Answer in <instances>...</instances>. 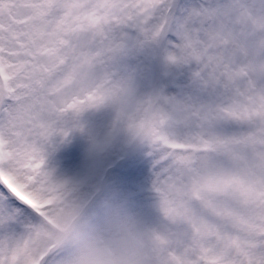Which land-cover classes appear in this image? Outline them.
Segmentation results:
<instances>
[{"label": "snow or ice", "instance_id": "snow-or-ice-1", "mask_svg": "<svg viewBox=\"0 0 264 264\" xmlns=\"http://www.w3.org/2000/svg\"><path fill=\"white\" fill-rule=\"evenodd\" d=\"M85 145L128 239L80 264H264V0H0V264Z\"/></svg>", "mask_w": 264, "mask_h": 264}, {"label": "rangeland", "instance_id": "rangeland-1", "mask_svg": "<svg viewBox=\"0 0 264 264\" xmlns=\"http://www.w3.org/2000/svg\"><path fill=\"white\" fill-rule=\"evenodd\" d=\"M105 156V153L90 156L85 145L78 169L68 175L72 171L68 168L67 172L57 176L69 181V188L62 194V198L57 197L49 184L47 194H43L38 202L34 201L26 195L28 192L37 193L31 188L28 174L24 172L16 175L15 184L18 188L13 190L21 199L38 211L41 208L57 209L27 221L39 229L35 237L37 245L58 241L59 246L53 251L60 254L61 258L54 262L50 260L49 264H80L81 257L89 254L104 255L107 249L116 251L127 242L126 234L118 226L119 209L115 197L106 193L102 184L94 178ZM76 218V222L72 223Z\"/></svg>", "mask_w": 264, "mask_h": 264}, {"label": "bare ground", "instance_id": "bare-ground-1", "mask_svg": "<svg viewBox=\"0 0 264 264\" xmlns=\"http://www.w3.org/2000/svg\"><path fill=\"white\" fill-rule=\"evenodd\" d=\"M59 159H60V157H55L53 162H52V166L56 167V173H55L56 176H59V175L63 174L64 172H67L68 168H69V170H72L68 175L73 174L75 172V170L78 169L75 166L74 162L72 163V166H69V164H67V163L64 166H57L56 161H58ZM19 172H20V174L24 173V172H25V174L26 173L28 174L27 177L30 178V180L32 182L31 188L33 187L37 193H40L42 195L47 194V192H48L47 187H49V183L47 181H41L39 184H35V176L33 175L32 171L30 169L22 168L19 170ZM25 177H26V175H25Z\"/></svg>", "mask_w": 264, "mask_h": 264}]
</instances>
